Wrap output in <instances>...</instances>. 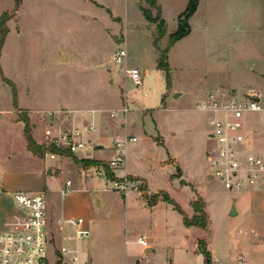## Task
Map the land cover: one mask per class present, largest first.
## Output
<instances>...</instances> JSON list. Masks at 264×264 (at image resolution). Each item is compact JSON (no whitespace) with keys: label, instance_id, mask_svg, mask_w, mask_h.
<instances>
[{"label":"rangeland","instance_id":"obj_1","mask_svg":"<svg viewBox=\"0 0 264 264\" xmlns=\"http://www.w3.org/2000/svg\"><path fill=\"white\" fill-rule=\"evenodd\" d=\"M184 1L158 0V4L163 3L173 14ZM236 2L242 7L239 13L215 16L210 20L212 28L205 34L199 28L201 15L197 18L196 31L182 43L178 53H173L171 60L169 50L168 76L165 69L158 67V59L179 23L169 16L167 36L155 43L157 28L143 14L147 0L139 3L135 0H22L18 12L14 11V0H0V16L5 12L11 14L6 22L10 32L0 49V110L10 112L14 107L17 119L28 118L31 129L36 127L39 132L53 128L56 134L40 145L65 155L71 152L67 143L79 140L73 138L79 129L97 128L91 113L110 119L123 129L118 131L122 135L138 139L128 145V169L148 179L149 204L163 198L162 189L172 192L180 203L193 191L190 185L180 188L176 183L173 177L176 167L165 162L168 148L172 158L182 165L185 177L200 179L195 189L206 201L210 213L208 234L215 233L219 238L241 236L244 230L248 231L241 223L243 215L224 217V211L232 205L233 198L237 197L240 203L245 191L229 190L220 178L208 180L204 175L203 150L207 142H213L202 132L208 113L198 110L206 98L197 100L200 89H216L222 85L234 87L237 95L245 87L264 93V79L255 77L251 71L264 62V0H254L248 12L244 10V3ZM149 9L157 15L155 8ZM200 38H204L203 43ZM124 47L129 52L127 63L116 64L114 53ZM127 65L148 71L144 76L146 88H134L126 74ZM174 89L184 91L183 96L175 99ZM18 101L24 108L19 107ZM138 104L149 109L146 114L141 113ZM126 105H129L130 120L121 123L126 116L117 118L112 113ZM158 134L164 137L165 146L150 137ZM2 135L0 132V142ZM79 138L82 139L81 133ZM16 147L19 143H10L6 148L0 145V157L16 151ZM81 151H77L79 155ZM46 153L36 155L44 157ZM116 154L110 142L105 144L106 157ZM74 156L84 168L98 161ZM155 161L161 163V168L155 166ZM50 162L54 165L58 160L50 159ZM65 170L59 176L63 182L69 176ZM128 178L143 181L139 177ZM107 179L119 190L116 185L119 178L113 171ZM170 179L176 189L171 187ZM53 187L49 186L48 191L53 192ZM143 189H147L145 181ZM106 195L103 205L96 210L99 217L107 220L92 226V235L80 241L82 259L91 251L92 264H166L171 256L175 264L192 263L191 254L185 248L178 252L175 246L180 237L176 220L181 215L172 206L167 204V209L157 211L154 222L164 229L150 256L138 245L125 244L126 239L135 240L139 235L152 236L148 229L144 231L151 223L147 210L128 209L132 203L128 201L126 207L117 193Z\"/></svg>","mask_w":264,"mask_h":264},{"label":"crops","instance_id":"obj_2","mask_svg":"<svg viewBox=\"0 0 264 264\" xmlns=\"http://www.w3.org/2000/svg\"><path fill=\"white\" fill-rule=\"evenodd\" d=\"M236 1L237 0H199L197 10L188 21L190 25V33L179 39L170 48V60L174 57L173 53L179 52L182 43L192 37L194 31H196L195 23L200 15L202 25L199 26V28L201 33L205 34V32H209L208 29L212 28L210 20L215 18V16L222 17L232 12L239 13L242 7L238 5ZM253 1L254 0H240V3H244L245 12H248L247 8ZM188 2L189 0H185L182 6L179 7V9L177 8L178 10L172 14V12L168 10L167 6L163 3H161V5L158 4L157 0V5H159L161 11V19L164 20L166 29V33L162 38L166 37L168 34L167 25L169 16L175 20L178 25L179 18L187 9ZM148 5L149 4L146 3V7L143 8H149L150 6ZM229 8L231 10H229ZM155 10L157 11V9ZM149 23L156 29L155 23ZM203 41L204 38L201 39L200 42L203 43ZM0 61H2V52ZM1 67L3 68L2 62ZM143 71L146 73L148 72L146 70ZM251 71L255 77L264 79V62L257 64ZM217 90H224L229 97H235L238 99H244L250 95L262 98L264 95L261 90L253 87H245V90L237 95V91L234 87L222 85L216 89H200L201 92L197 95V100L202 101L207 97L209 92ZM173 91L175 99L182 97L184 94V91H178V89H174ZM18 103L20 108H24L19 101ZM137 107L141 110V113L144 114H146V111L149 110L143 104H138ZM198 110L203 111L199 107ZM7 111L8 110H0V132L3 134L0 145L6 148L10 145V143L14 142L15 144L19 143V147H16V151L14 152L9 151L4 158L0 157V229L4 227L5 222L8 221L15 213V206L12 200L13 193L18 191L44 192L47 202L48 224L56 242L59 245H66L73 249H78L81 253L82 250L80 249L79 243L84 239L75 238L74 228L70 225H64L63 229L58 231L56 225L57 220L66 218L79 219L83 222V225L89 229L91 236L92 226L104 224L105 220H107L104 219L103 216L99 217V213L96 208L103 205L104 198L108 197L106 193H117V195L120 196V199L122 198L124 200L126 207L128 201L132 203V206L128 207V209H137L141 211L142 208L147 210V215L151 221V225L149 224L148 228H144V231L148 229V232H152V236H147L151 243L150 247L153 249V251L149 253V255L152 256L156 244H158V236L164 229L162 225L158 226L154 222L157 218V211L159 209H167V204L172 207L173 205L164 199H159L155 203L149 204L145 196L138 195L135 192H130L127 196H124L116 189L114 182L99 174V171L102 170L101 166L91 165L92 167L90 166L84 168L83 166H79V162H76L72 156L65 154L47 152L44 157L37 156L28 147V141L25 135V124L23 121L17 119V109L13 107V110H10V112ZM207 113L208 115L206 116V120L202 128L205 138L209 137L212 130L210 119L213 117V113ZM259 117V115L252 116V119L247 124L248 143L250 148L254 149L256 152L264 150V123L260 121ZM90 118L95 121L94 123H97V128L93 129V131L86 130L81 127V129H79V132L82 134V140L88 145L87 149H83L80 153L83 158L95 159L99 162L108 163V161L113 157L110 158L104 155L105 144L110 142L112 147L114 146V140L117 138L129 139L130 137H135H127L126 134L122 135L118 131H120L119 129H123L118 128L116 123H113L110 119L103 117L102 114L94 112L91 113ZM129 120L130 114L128 117L126 116L120 121H122L121 123H127ZM38 130V128L32 127L31 133L34 140L39 143V145L45 143L49 136L56 134L55 130L50 127L45 128L43 132H39ZM39 136L40 140L38 139ZM150 137L155 138L158 144L165 146V139L161 134L156 135V137ZM135 138L136 141H128L124 148L125 163L123 167L113 170V174L116 178L133 176L143 179V181L146 182L148 192V179L136 173V171L128 169L130 159L129 156H127V148L129 144H135L138 141L137 137ZM212 145L213 143L207 142V147L205 146L203 150V160L205 161L203 170L204 175L208 180L214 179V176L210 178L212 173L206 157L207 150L210 149ZM93 147H96V149ZM166 149L168 157L165 162L172 163L173 166L176 167V172L173 174L176 183L179 184L180 188L188 187V185H190L193 191L190 196L188 195L187 200L182 203L176 201L172 192L165 189H162L161 191L164 192V195H168L180 204L189 217H192L195 213L193 202L199 195L195 187L199 185L200 179L199 177H185L182 165L176 162L175 158H172L168 148ZM137 150L140 151L141 146ZM75 154L80 156L78 152ZM50 159L58 160V162L53 165L51 164ZM155 166L161 168V163H157V161H155ZM63 168L66 169L65 171L69 175L67 176V180L65 182L61 181L62 179L60 180L59 177L63 172ZM171 179L169 180L170 185L172 188L174 187L176 189ZM67 182H70V184L67 185ZM51 185H54L53 192L48 191V187ZM241 191H245L240 197L241 202L239 203L238 198L235 197L233 198L232 203L236 206L237 214L235 216L229 215L232 205L224 211V217H237L241 214L243 215L241 223L246 226L248 231L244 230V234L242 233V235L241 232L243 229H241V236L238 234L235 237H228L225 235V238H219L215 233L212 235L208 234L210 226V213L208 211L207 203L202 196L201 197L205 202L204 210L207 213L209 220L207 228H201L194 225L186 226L183 222L182 215L179 213L181 217L179 220H176V226L180 237L175 246L177 247L178 252L185 248L186 253L191 254L189 255L190 260L192 261L191 264H206L205 256L198 249L199 240L206 241V247L212 254L214 264H264V182H260L253 187H248ZM173 210H175L174 207ZM111 220L114 221L115 218L112 217ZM135 240L126 239L125 244H134L133 241ZM170 259H172L175 264L173 256H171Z\"/></svg>","mask_w":264,"mask_h":264},{"label":"built area","instance_id":"obj_3","mask_svg":"<svg viewBox=\"0 0 264 264\" xmlns=\"http://www.w3.org/2000/svg\"><path fill=\"white\" fill-rule=\"evenodd\" d=\"M128 55L125 47L119 48L114 53V62L126 65ZM125 67L134 88H146V72L128 65ZM198 107L213 113L210 119L213 129L209 134L213 145L206 153L212 175L220 178L227 189L236 191L264 182V150L256 152L250 148L247 131V124L254 115H259L260 121L264 123V99L253 95L238 99L229 97L224 90H217L209 92ZM129 111V106L126 105L115 110L112 115L117 118L125 117ZM79 136L77 131L73 138L79 140L67 143V148L72 153L88 147ZM128 141H136V138L114 140L117 154L107 163L112 171L125 163L124 148ZM101 167L99 174L107 178L105 168ZM69 184L70 182H67V185ZM142 184V180L129 179L128 176L119 178L116 182L118 189L126 196L130 192H141L145 195H140L148 200L149 194L147 189L142 190ZM12 200L15 213L0 229V264H88V256L82 259L78 249L56 242L48 224L44 192L18 191L12 194ZM56 225L58 231H61L64 225H70L74 228L77 239L90 236L89 229L76 218L58 219ZM133 243L144 250L151 246L149 238L145 235H139ZM166 264L174 262L169 259Z\"/></svg>","mask_w":264,"mask_h":264},{"label":"trees","instance_id":"obj_4","mask_svg":"<svg viewBox=\"0 0 264 264\" xmlns=\"http://www.w3.org/2000/svg\"><path fill=\"white\" fill-rule=\"evenodd\" d=\"M147 1L150 4V6L157 9V15L154 16L151 9L143 8V14L145 18L149 22L156 24V28L158 32L157 37L155 39V43H156L166 33L165 22L163 19H161V11H160V7L157 5V0H147ZM14 2H15L14 11L16 12L19 9L20 5L22 4V0H14ZM198 3H199V0H189L187 9L180 16L181 19H179L178 30L171 35L167 47L161 50L160 52V56L158 59V67L165 69L167 71L168 76H170L169 75V62H168L169 50L179 39L183 38L184 36L190 33V25L188 21H189V18L197 10ZM10 17H11V14H8L7 12H5V14L3 13L0 16V49L2 48L6 40V37L9 33V29L6 25V22L10 19ZM13 94H14V97H16L17 94L15 93V91H13ZM22 120L25 122V135L28 141V147L33 153L42 154L44 152H52L56 154H65V153L60 152L59 150L58 151L55 150V148H47L43 145L37 144L31 133V126H30L29 119L27 118V119H22ZM66 155L72 156L73 159H75V156L71 152L66 153ZM90 165L103 166L107 172V175L111 176L112 171L110 170V167L108 166L107 163L93 161L91 162ZM162 199L172 204L174 209L182 215L183 222L186 226L194 225V226H198L201 228H207L209 220H208V215L204 210L205 202L201 196H197V199L193 202L195 213L192 217H189V215L182 209L180 204H178L174 199H172L168 195H163ZM198 249L205 256L206 264H214L212 254L207 249L205 240H199Z\"/></svg>","mask_w":264,"mask_h":264},{"label":"water","instance_id":"obj_5","mask_svg":"<svg viewBox=\"0 0 264 264\" xmlns=\"http://www.w3.org/2000/svg\"><path fill=\"white\" fill-rule=\"evenodd\" d=\"M137 3L141 2V0H135ZM213 175H210V178H212ZM237 214L236 206L235 204H232L229 215L230 216H235ZM153 251L152 247H148L145 249L146 253H151ZM92 262V256L91 254H88V264H91Z\"/></svg>","mask_w":264,"mask_h":264}]
</instances>
